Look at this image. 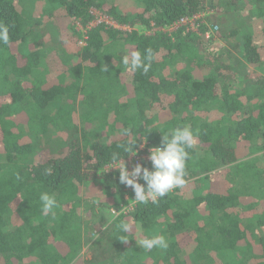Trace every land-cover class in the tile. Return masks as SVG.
Segmentation results:
<instances>
[{
	"label": "trees",
	"instance_id": "1",
	"mask_svg": "<svg viewBox=\"0 0 264 264\" xmlns=\"http://www.w3.org/2000/svg\"><path fill=\"white\" fill-rule=\"evenodd\" d=\"M92 9L158 30L85 34ZM206 9L226 46L208 25L159 30ZM0 23V264H264V0H0ZM146 49V74L124 70ZM185 125L198 131L186 186L129 205L112 154ZM157 235L166 249L138 246Z\"/></svg>",
	"mask_w": 264,
	"mask_h": 264
},
{
	"label": "clouds",
	"instance_id": "2",
	"mask_svg": "<svg viewBox=\"0 0 264 264\" xmlns=\"http://www.w3.org/2000/svg\"><path fill=\"white\" fill-rule=\"evenodd\" d=\"M9 26L0 23V43L7 45L10 42ZM156 54L152 49H146L145 54L132 52L124 54L122 65L124 70L138 72L143 69L146 74L151 64L155 61ZM108 69L105 67L104 69ZM198 131H193L191 125L174 128L170 134H164L161 146L149 149L148 159L151 162V170L136 163L131 170L125 163V154L135 156L137 142L129 143L123 148L124 155L113 153L110 161L105 165L106 170L117 169L119 171V183L130 187L134 191V199L131 201L136 204L158 203L159 199L164 198L175 189H183L187 184V161L191 158L190 150L197 145ZM48 174L51 169L47 170ZM143 181L141 183L140 181ZM42 204V214L53 213L57 207V200L54 195L48 192L40 194ZM54 214V213H53ZM117 227L123 233L130 231L131 226L126 222H120ZM138 246L146 251L153 248L166 249L168 242L163 235L151 238H144L137 241Z\"/></svg>",
	"mask_w": 264,
	"mask_h": 264
},
{
	"label": "built area",
	"instance_id": "3",
	"mask_svg": "<svg viewBox=\"0 0 264 264\" xmlns=\"http://www.w3.org/2000/svg\"><path fill=\"white\" fill-rule=\"evenodd\" d=\"M213 13L212 10L206 9L204 11H201L200 13L194 14L192 17H186L181 18L177 20L174 24L170 25L167 28H162L159 30H163L164 32L173 33L177 31L179 28H183L186 33L188 32H198L201 25H208L210 27L204 34V38H206L208 41H215L222 43L223 41L219 40L217 38L218 33V27L209 24L208 17ZM91 14L93 15V19L91 22L86 26L83 27V25L80 24V22H77L79 31L84 32L85 34L88 32V29H93L99 25H102L106 29H116L122 31L124 34H130V33H147V34H155V32L158 30L157 27H155L153 30H149L144 27L143 25L137 24L136 27L125 25V24H119L116 20L111 18L110 16L105 15L102 11L98 9H92ZM82 43V42H81ZM145 144L141 147L140 151L145 149ZM149 157V150L147 153H143V155H135L132 156L130 159L126 160L125 163L128 165L129 170L132 169V167L136 163H140L145 166V163L150 162L148 159ZM117 169H109L106 170L107 172L115 171ZM141 182V181H140ZM127 191H133L132 188L126 187ZM136 204V203H135ZM134 206V205H133ZM129 209V207H128Z\"/></svg>",
	"mask_w": 264,
	"mask_h": 264
},
{
	"label": "rangeland",
	"instance_id": "4",
	"mask_svg": "<svg viewBox=\"0 0 264 264\" xmlns=\"http://www.w3.org/2000/svg\"><path fill=\"white\" fill-rule=\"evenodd\" d=\"M205 40H207V39L205 38ZM222 41H223L222 43H220V42H214V41H213V45H214V47L221 48V47H223V46H226V43H227V42L224 41V40H222ZM254 156H255V157L260 156L261 161L264 162V151H261V152L255 154ZM262 164H263V163H262ZM128 197H129V196H128ZM132 199H134V194H133L132 196L129 197V200H130V204H129V205H135V202L131 201ZM139 236H141V234H139ZM140 238H141V237H140ZM138 240H141V239H138ZM86 249H87V246L83 249L84 251L81 252L82 255L85 254V250H86ZM86 255L88 256L89 254H86Z\"/></svg>",
	"mask_w": 264,
	"mask_h": 264
}]
</instances>
